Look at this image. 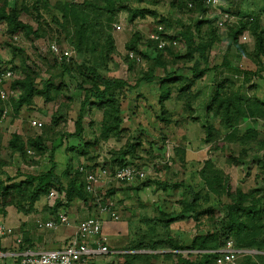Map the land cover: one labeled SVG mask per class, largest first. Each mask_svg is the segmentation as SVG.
Listing matches in <instances>:
<instances>
[{"label":"rangeland","instance_id":"374dc122","mask_svg":"<svg viewBox=\"0 0 264 264\" xmlns=\"http://www.w3.org/2000/svg\"><path fill=\"white\" fill-rule=\"evenodd\" d=\"M35 1L8 0V5L9 7L16 5L19 8V19L31 25L34 29H39L41 33L45 32V37L36 38L32 34L27 36L18 32H10L7 28V22L0 20V60L9 61L13 58L11 64L14 66L13 76L0 87L4 90V97L0 94V134L4 145L2 157L7 161H10L11 153L10 149L7 148V144L13 133H21L24 139L44 135L47 153L45 155L37 154L33 149L28 148L27 151L31 150L33 153L27 152V160L17 154L13 156L12 162L4 167L10 175H19L17 177H23L21 174L38 173L42 169L51 167L54 163L57 164L58 171L63 170V175L66 173L65 167L68 166L69 162L75 168L82 164L99 167L105 165V163L109 167L114 162L124 160L128 161L130 165L144 167L147 176L136 181L146 182L154 187L152 195L155 198L160 193L156 202L146 205L145 209L141 210V213L150 212L149 228L151 229L138 228V233L131 232L127 236V240L121 245L124 252L118 254L117 258L109 257V255L102 256L98 258L99 264H186L184 261L198 264L201 256L197 254L198 251L190 254L188 250H183L182 256H180L173 252L169 242L163 243L161 238L164 237L166 238L165 241H168L169 237H172L179 240L180 243H190L193 236L206 232L213 227L207 218L209 214H204L200 222L197 223L193 219L180 221L179 214H181L182 206L180 201L192 197L191 190L197 192L198 195V198L194 201L196 205H199L197 211H206V209L211 208L213 209L214 219L222 218L219 196L210 191L206 178L203 176L204 167H208L210 172L212 167L222 171L223 179L226 180L221 185L223 187L225 185L229 189L230 196H235L239 193L238 189L241 188L250 194V199L256 197L255 194L251 193L254 189H258L255 182L257 178L253 177L254 173H250L249 177L247 170L248 167L259 166L257 160L260 155H256L254 154L256 152L251 151L248 155L249 158L244 159L243 163L240 164L235 163L234 159L240 155L245 145L243 144L245 141L241 138L242 133L250 128L257 131L258 134L264 132L263 119H249L239 125L238 128L241 132L234 135L233 132L231 133V127L224 124L222 116L215 115L211 111L208 118L209 122L217 129L218 139L214 142L215 144L204 140L205 132L202 123L205 122L204 106L207 96L205 93H208L211 84L216 79L214 72L208 73L205 79L198 82V91L200 93L201 90L203 91L194 102L196 103L194 116L198 118H189L190 116L188 117L184 107V101L176 102V99L172 97V101H167L165 106L167 108L166 114L171 115L172 122L171 124L164 123L161 119L163 109L159 104L158 84L141 82L136 88L129 90L125 88L119 95L121 97L120 116H122L123 123L117 134L112 133L104 138V134H102L104 131L103 124L105 122L108 124L113 119L105 116L102 109L87 106L82 112L84 123L81 136L68 137L64 145L56 151L54 161L50 160V155L53 145L52 139L62 133L77 131L76 121L80 116L81 102L84 98V91L78 85L83 79L82 71L90 72V68H94L97 71L96 74L101 73L105 77L127 79L133 85L139 73L147 67V63L152 61L158 54L157 50L153 46H149L148 42L150 33L162 25L164 28L165 26L168 27L164 29L168 37V43L163 48V59L168 62V70L184 66L178 69L177 72L191 75L188 70L191 63L178 61L179 63L175 64L172 61L175 58L174 54H182L187 51V42L181 37L183 26L201 20L203 18L200 16L201 13L197 12L192 17L184 13L182 19L181 15L176 11L174 12V8L171 7L172 0H163L158 3L133 1L130 3L132 7L138 6L148 9V11L149 9H155L158 15L155 17L149 15L150 12H148L145 16H139L131 23L126 18V10H121L117 17L113 18L111 15L97 9L94 5H102L101 0H90L93 5L88 6V14H86L88 18L86 19L83 18L85 14L78 17L70 11L64 16L65 9L61 8L64 7L65 3L72 2L75 6L88 0H40L37 9L32 6ZM222 4L230 8L231 14H235L234 22L251 13L255 15L261 12L260 20L262 26H264V0H226L225 3L222 0ZM25 6L29 10H20ZM160 15L167 18L168 23L161 21ZM81 23H86V26L83 25L85 37L79 43L76 31L77 29L80 30ZM134 30H138L142 38L138 41L137 50H129L126 47L128 41L125 42V40L131 38ZM228 30L229 25L224 30H219V33H221L219 35L223 39L215 44L212 49L210 63L212 65L219 64L225 54H228L234 65L240 67L251 66L255 69L256 66L251 59L237 57L235 47L228 49L226 37ZM245 31L251 34L249 30ZM15 36H17V39ZM108 36L113 37L115 49L105 52ZM173 39L178 40L179 43L173 45L171 42ZM49 40L56 41L61 48L70 49V58L60 60L56 57L48 48ZM129 51H133L139 56L140 61L131 58L128 54ZM63 63L72 65L71 72L64 70ZM28 67L34 71L36 89L43 91L48 83H53L52 85L55 86L62 83V89L57 91L49 87L50 90L47 94L42 92L33 94L30 103H23L17 115L13 109V102L20 98L22 88L17 85L16 88H13L12 85L16 79L24 78L28 74ZM157 73L165 75L162 68ZM253 82L255 87L250 90V94L255 97H264V79L255 78ZM48 95L51 97H47ZM34 121L41 122L42 125H35ZM257 138H259V135ZM259 140L256 139V142ZM139 141L142 142L141 146H137ZM131 145L135 146V152L132 154L137 152L138 158H134L132 155H123L124 149ZM256 145H260V143L257 142ZM176 146L184 148L183 160L180 155H176L174 149ZM167 153H172L175 159L167 160ZM209 160L212 166H205L206 161ZM247 164L249 165L247 166ZM68 178L71 179L69 175ZM111 182L117 185V182L113 180ZM132 184L118 183L117 187H120V190L116 188L114 193L110 194L111 199L120 209H125L123 207L125 199L123 196L126 191L131 190V187L134 186ZM112 186L113 184L108 186L107 193L110 189H113ZM57 190L60 197L66 193L65 190L59 188ZM224 197V201L229 200L226 196ZM262 203L261 206L264 207V201ZM173 210L178 212L177 216L169 215ZM18 211L15 205L7 207V213L10 212L9 215L14 218L17 217ZM121 215V219L128 217V211L121 210ZM134 237L138 240L132 241ZM260 240H263L264 249V229ZM234 247L237 248L236 243H234ZM237 249L240 251L239 257L231 264H244L245 254L250 253L246 251L250 250ZM137 252L141 254L139 259L128 258L126 255L127 253L134 254ZM253 254H255L252 257L253 263L264 264L263 254L256 253V251Z\"/></svg>","mask_w":264,"mask_h":264},{"label":"trees","instance_id":"16d2710c","mask_svg":"<svg viewBox=\"0 0 264 264\" xmlns=\"http://www.w3.org/2000/svg\"><path fill=\"white\" fill-rule=\"evenodd\" d=\"M102 5H94L97 9L111 15L113 18L117 17L121 10L127 11V20L133 23L139 16L143 17L148 12L149 15H158L155 9H144L141 7H132L130 3L134 2H148L158 3L163 0H101ZM189 1L191 0H172L171 6L181 16L187 13L192 17L197 12L202 13V19L195 22L189 23L183 26L181 37L187 42L186 53L174 54L173 63L177 64L180 62L191 63L188 66V70L191 75L179 74L178 69L183 67H176V69L168 70V62L163 59V48L158 47V43L155 40L149 39V46H153L158 54L147 63V67L143 69L137 77L135 83L131 85L127 79H121L116 77H105L101 73L96 74L94 68H90V72L82 71L81 75L83 79L79 82V87L84 91V98L81 102V113L76 121L77 131L73 133H62L60 136L52 139L53 145L51 147V159L54 161V155L58 149H60L65 140L70 137H80L83 131V114L84 109L87 106L91 108L97 107L104 111L105 116H109L113 120L108 124H103L104 138L108 137L112 133H118L120 126L122 125V116L120 109V98L119 95L122 91L127 88L133 89L138 87L141 82H147L149 84H158V91L160 92L159 104L163 109L162 120L166 124H171L172 117L167 115L166 102L172 101V97L176 99V102L184 101V107L189 118H198L194 114L195 99H198L202 94L198 91V82L205 79L208 73L214 72L216 76L215 81L211 84V89L208 93H205L206 104L204 106L205 122L202 123L204 126L205 137L204 140L208 143H214L217 141L218 132L214 125L209 122V114L211 111L215 115H221L224 120V124L231 127V133L235 135L239 134V125L245 123L249 119H263L264 120V97H255L250 94V90L255 87L253 80L258 77H262V71L264 70V26L261 24L260 14L246 15L241 17L238 21L234 22L232 19L227 31L226 37L228 40V49L235 47L237 57H248L253 61L256 66L253 69L251 66L240 67L232 63V59L228 54H225L221 63L212 65L210 62L211 51L215 44H218L223 37L219 34V28L217 26V16L208 13V8L204 3V0H192L193 6L189 7ZM40 4V0H36L34 8L37 9ZM93 5L90 0L83 1L80 5H75L72 2L65 3L64 16L67 12L73 13L74 16H80L85 14L84 19L88 18V6ZM33 8V9H34ZM78 8V9H77ZM27 9V6L20 8ZM222 9L229 13L230 8L223 5ZM264 11V8H263ZM87 12V13H85ZM19 8L16 5L9 7L8 0H0V20L7 22L8 30L10 32H18L27 36L34 35V37H45V32L41 33L39 29H34L31 25L23 22L18 16ZM177 13V14H178ZM235 16V14H233ZM160 19L163 22H167V18L160 15ZM159 19V21H160ZM168 23V22H167ZM86 23H81L79 26L80 30L77 29L76 36L78 42H82L85 37L84 26ZM168 28L165 26L164 29ZM157 29V28H156ZM249 30L253 35L252 46L248 42L240 41V35L245 31ZM221 31V30H220ZM167 39L166 33L164 34ZM141 34L138 30H134L131 38L128 40L126 47L129 50H137L138 41L141 39ZM178 41V40H177ZM107 46H105V52L115 49V43L112 36H108ZM179 43V42H177ZM176 45V44H174ZM15 49V48H14ZM19 50V49H17ZM15 54V53H14ZM65 60V59H63ZM13 58L9 61H5L6 64L12 66ZM131 66V65H130ZM64 70L71 72L72 65L63 63ZM162 68L165 75H160L157 71ZM28 74L21 79H16L13 82L12 87L16 88V85L22 88V94L18 100L13 102L15 113H19L23 103H30V98L33 94L42 92L47 94L49 87L57 91L62 89V83L57 86L48 83L45 90L36 89L34 85V71L28 67ZM78 78V77H77ZM215 78V77H214ZM90 85H86V84ZM56 87V88H55ZM176 93V94H175ZM51 97V96H47ZM173 98V99H174ZM1 111V109H0ZM185 113V112H184ZM1 114V113H0ZM187 117V116H186ZM1 120V115H0ZM59 117L57 118L58 123ZM176 123H178L176 121ZM238 128V129H237ZM258 132L253 129H248L242 133L241 138L245 141L244 148L241 150L240 155L234 159L237 164L243 163L244 159H248L249 152L254 151L255 146L261 141H257ZM165 139V138H164ZM46 138L44 135H37L36 137H30L27 139L23 138L21 133H13L8 141L7 148L10 149V161H7L2 157V149L4 147L0 134V218H3L7 214V207L10 205L17 206L21 212H31L35 208V204L45 197L51 190L52 187L65 190L66 195L69 199H83L86 202L94 200L93 194L89 193L85 187V173L78 167H73L70 162L67 166L65 175L58 174L56 171V163L51 167L38 173L21 174L23 177H17L19 175H10L4 166L9 165L12 162L14 155H20L23 159L27 160V149H33L37 154H46ZM142 142L139 141L137 146H141ZM215 144V143H214ZM259 147H264L263 144ZM176 155H180L181 159H184L185 150L182 147H174ZM123 155H132L134 158H138L137 152H135V146L131 145L124 149ZM175 159L172 156L169 159ZM129 164L128 161L119 160L114 162L109 167L115 168L117 166ZM211 161H206V165L212 166ZM87 170H96V167H92L90 164L85 165ZM105 166L106 163H105ZM136 166V165H135ZM138 167V166H137ZM71 177L68 178V175ZM203 176L206 178L210 191L216 193L219 196V202L222 208V218L214 219L213 209H206V211H197L199 205L194 202L197 198V192L191 190L192 197L183 199L181 202V211L179 216L190 214L191 218L197 223L200 222L204 214L208 215V221L211 222L212 228L206 232L199 233L194 236L190 245L180 243L172 237H169L168 241L162 237L161 241L169 242L173 252L182 256L183 250H188L190 254L198 251L197 254L200 256V262L198 264H216L218 255L221 249L228 240H233L236 243L237 248L244 250H255L264 251L262 242L260 240L262 230L264 229V207L261 206L264 201V192L260 188L254 189L251 194H255L256 197L250 199L248 194L243 189H238L239 193L235 196H230L229 189L221 184L225 183L223 179V173L220 169L212 167L211 172L208 171V167H204ZM140 180V179H137ZM146 182L141 183L142 185ZM114 184V183H113ZM140 184V185H141ZM223 187V188H222ZM113 188V187H112ZM113 193V189L108 191L107 196ZM224 196L229 200L224 201ZM199 204V203H198ZM258 206V207H257ZM197 207V208H196ZM175 211H171L169 215H173ZM142 248V247H140ZM201 252V253H200ZM129 257L139 259L141 254L139 253H127ZM255 254L246 253L244 264H260L254 262L252 257ZM264 256V255H263ZM202 257V258H201ZM128 260V259H127ZM133 261V260H132ZM186 264H195L193 262L184 261Z\"/></svg>","mask_w":264,"mask_h":264},{"label":"crops","instance_id":"0c3cea01","mask_svg":"<svg viewBox=\"0 0 264 264\" xmlns=\"http://www.w3.org/2000/svg\"><path fill=\"white\" fill-rule=\"evenodd\" d=\"M223 1L225 3L226 0ZM175 11L176 10H174V12ZM181 18L183 19V16H181ZM129 38H127L125 42L128 41ZM253 42V39L251 41H248L251 46ZM261 75L262 77H258L259 80L260 78L264 79V70L262 71ZM261 133L259 132L258 139L263 142L264 132ZM262 144L263 143H260V146ZM254 152H256L254 154L260 155V158L257 160L259 166L248 167V176L250 177V173H254L253 177L257 178L255 182L258 188H260L262 192H264V147L258 148V145H256ZM248 165L249 164H247V166ZM97 168L98 167H96V169ZM66 169L67 167H65V171H67ZM43 170L45 169H42L41 171ZM56 171L58 172V174L62 175L63 170L60 172L56 169ZM109 183H102L100 189L109 188L108 186L113 184V182H111L110 185ZM132 183V185L134 186L131 187V190L126 191L123 196L125 198L123 201V207L125 209H120V207H117L116 205L114 207V210H116L119 215L118 219H114L109 212H101L100 208L94 202V200H89L86 202L85 200L80 198L69 199L66 193H64V195H61V197L60 195L57 196L54 200L48 199V193L45 197H43L35 204V208L33 211L27 213L18 211L16 218L10 216V212H8L7 215L2 219L8 227L12 228V234L0 236V264H19L21 253L27 248H31L34 250L64 248L70 242V240L76 236L78 224L80 223V221L91 215L99 216L102 218L103 233L107 237L106 244L108 245L110 252L108 254L99 255L96 258L90 259L88 264H99L98 258H101L105 255L117 258L118 254L124 252V249L121 247V245L124 241L127 240V236H129L131 232H137V230H139L138 228H148L147 230L151 229L149 228V222L151 220L149 216L150 212L141 213V210H144L146 205L156 202L160 195V193H158V197L156 198L152 195L154 187H151L149 183H145L143 185L141 184L142 182L137 181H134ZM117 186L118 183L117 185L115 183L113 184V193L116 188L120 190V187L118 188ZM130 195H132V197H130ZM147 208L149 209V207ZM58 210L64 211L68 214V224L61 225L57 229L41 225V223H44L51 217H53L54 213ZM121 210L128 211V217H124L121 219ZM177 215L178 213H175L172 216ZM180 218V221L192 219L190 214H185L184 216H180ZM17 238L21 239L20 243L16 241ZM137 240L138 239L136 237L132 239V241ZM191 242L184 244L189 245L191 244ZM246 252L253 253L255 252V250ZM256 253H258V251H256ZM259 253L264 255V251H259Z\"/></svg>","mask_w":264,"mask_h":264},{"label":"built area","instance_id":"2783aa9c","mask_svg":"<svg viewBox=\"0 0 264 264\" xmlns=\"http://www.w3.org/2000/svg\"><path fill=\"white\" fill-rule=\"evenodd\" d=\"M208 8V13L217 16V26L222 31L227 27V24L234 18V15L222 9V0H204ZM189 7L193 6V1H189ZM202 18V13H201ZM166 31L162 25L150 33V39L157 41L159 48H164L168 43L164 34ZM17 39V36H15ZM252 35L244 31L240 35V40L243 42L251 41ZM172 44H177V40L173 39ZM170 43V42H169ZM48 48L60 60L70 58L71 50L61 48L56 41L49 40ZM129 56L136 61H140V57L133 51L128 52ZM14 74V69L11 65L5 63V60H0V87ZM0 94L4 97V90L0 89ZM35 125H42L41 122H33ZM29 153H33L28 150ZM167 152V151H166ZM173 153V152H172ZM171 153V154H172ZM167 153V157L173 156ZM171 155V156H170ZM85 173L86 190L93 194L94 202L98 205L101 212H109L114 219H118L119 215L115 208V203L110 196H107V189H100L102 183H109L111 180L117 183H132L137 179H143L147 176V171L144 167H137L133 164H125L115 168L105 165L99 166L96 170H87L85 164L78 167ZM56 187L50 190L48 199L54 200L59 196ZM69 223V216L66 212L58 210L53 217L41 225L49 228L57 229L61 225ZM12 234V228L0 218V236ZM21 242L20 238L16 240ZM107 237L103 233V220L99 216H88L80 221L77 228L76 236L62 249H44L34 250L27 248L21 253L19 264H88L89 260L96 258L99 255L108 254L110 249L106 244ZM220 254L217 257L216 264H231L236 261L239 255V250L234 247L233 240H228L226 244L219 249Z\"/></svg>","mask_w":264,"mask_h":264}]
</instances>
